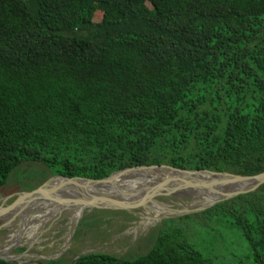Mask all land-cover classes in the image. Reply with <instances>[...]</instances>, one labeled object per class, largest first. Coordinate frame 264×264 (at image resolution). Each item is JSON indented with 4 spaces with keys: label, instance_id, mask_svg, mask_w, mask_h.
<instances>
[{
    "label": "trees",
    "instance_id": "trees-1",
    "mask_svg": "<svg viewBox=\"0 0 264 264\" xmlns=\"http://www.w3.org/2000/svg\"><path fill=\"white\" fill-rule=\"evenodd\" d=\"M26 162L263 172L264 0H0V188ZM204 214L264 264V185ZM175 223L142 255L75 264H218Z\"/></svg>",
    "mask_w": 264,
    "mask_h": 264
},
{
    "label": "rangeland",
    "instance_id": "rangeland-1",
    "mask_svg": "<svg viewBox=\"0 0 264 264\" xmlns=\"http://www.w3.org/2000/svg\"><path fill=\"white\" fill-rule=\"evenodd\" d=\"M52 177L50 169L43 163L22 164L4 186L0 206L12 204L19 193L37 189ZM65 195L66 192L48 205L28 206L14 219L11 232L7 228L2 229L0 249L3 254L9 253V258L24 264H38L34 259L47 264L46 256L57 253H66L71 258L93 253L111 254L119 258L138 256L152 248L161 229L168 227L167 220L175 219L173 226L184 229L195 247L214 262H254L252 249L241 231L208 222L204 211L173 216L157 214L147 208L134 213L97 208L80 211L83 208L79 207L80 197L75 193ZM160 202L172 208L186 209L201 206L204 199L163 197Z\"/></svg>",
    "mask_w": 264,
    "mask_h": 264
},
{
    "label": "water",
    "instance_id": "water-1",
    "mask_svg": "<svg viewBox=\"0 0 264 264\" xmlns=\"http://www.w3.org/2000/svg\"><path fill=\"white\" fill-rule=\"evenodd\" d=\"M120 179L131 181L132 185H122L123 183L118 185L116 182ZM57 180L81 182L84 185L100 187L102 190H111L94 191L86 197L83 196L84 199L79 205L84 208L125 210L134 213L143 208L154 211L153 207L160 204L164 205L163 214L173 216L205 211L223 201L254 192L264 185V171L256 175H240L212 170H190L163 164L130 167L116 171L103 179L54 175L37 189L19 193L17 200L12 204L0 206V218L8 219L0 228L13 222L33 201L43 198L42 195L48 191L51 183ZM203 195H209L212 199L203 202L199 207L172 208L160 202L163 197L203 198ZM2 251L0 249L1 260L24 264L17 259L9 258Z\"/></svg>",
    "mask_w": 264,
    "mask_h": 264
},
{
    "label": "bare ground",
    "instance_id": "bare-ground-1",
    "mask_svg": "<svg viewBox=\"0 0 264 264\" xmlns=\"http://www.w3.org/2000/svg\"><path fill=\"white\" fill-rule=\"evenodd\" d=\"M116 183L118 185L121 184V183H123L122 185H132L131 181H126V180L123 181V179L118 180ZM61 184L62 185H67V187L64 188V187H62ZM57 188H58V191L56 190ZM94 191H99V192L100 191H108V192H110L111 190H107V189L102 190L100 187L91 186V185L90 186L84 185L81 182H69V181L57 180V181H54V182L51 183L50 188H48V191L42 195L43 198H41V199L39 198L38 200L33 201L29 206H33V205H36V206L40 205L41 206V204L42 205H48L49 203L53 202L58 196H60L61 194L65 193V192L67 193V195H69L70 193L77 194V196L80 197V201H82L84 199V197L88 196L91 193H94ZM67 195H65L64 197H66ZM203 199H204V202H208L209 200L212 199V197L209 196V195H203ZM79 207L81 208L82 205H79ZM163 207H164V205L156 204L153 207L154 208L153 210L157 214H163V212H164ZM83 209H84V206H83V208L80 211H82ZM4 244H6V242ZM6 251H7V249L5 250V252ZM2 253H3V251H2ZM5 255L8 256L9 253L5 254Z\"/></svg>",
    "mask_w": 264,
    "mask_h": 264
},
{
    "label": "flooded vegetation",
    "instance_id": "flooded-vegetation-1",
    "mask_svg": "<svg viewBox=\"0 0 264 264\" xmlns=\"http://www.w3.org/2000/svg\"><path fill=\"white\" fill-rule=\"evenodd\" d=\"M3 189H4V187L3 188H0V195H2L3 194ZM4 206H6V205H4ZM7 220L8 219H6V218H0V225H2V224H4L5 222H7ZM13 223H14V221L13 222H11L8 226H4L3 228H0V231L2 230V229H5V228H7V229H9L10 230V232L13 230L12 228H14V226H13ZM12 229V230H11ZM66 254V253H65ZM65 254H61V253H57L55 256L53 255V256H51V257H47L46 256V260H47V264H75L76 263V261L81 257V256H83V255H77L76 257H73V258H71L70 256H66ZM86 255V254H85ZM34 260H36L37 262H40L38 259H34Z\"/></svg>",
    "mask_w": 264,
    "mask_h": 264
}]
</instances>
